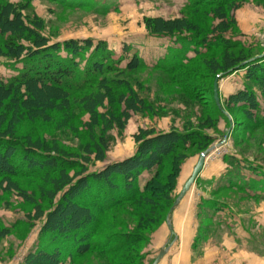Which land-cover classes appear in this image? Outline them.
Wrapping results in <instances>:
<instances>
[{"label":"rangeland","instance_id":"obj_1","mask_svg":"<svg viewBox=\"0 0 264 264\" xmlns=\"http://www.w3.org/2000/svg\"><path fill=\"white\" fill-rule=\"evenodd\" d=\"M9 1L21 5L25 3V0ZM190 1L30 0L25 14L32 20L41 21L42 33L50 38L51 43H62L69 39H92L94 42L102 40L113 52L114 59L121 57L124 45H130L128 55L137 52L147 68L125 70L118 75L112 73L109 77L128 82L132 90L151 106V111L131 113L122 129L114 127L106 130L99 121L91 134L88 126L89 115L79 99L93 91L97 85L94 84L84 91L71 94L69 109L65 112H52L48 121L22 118L15 134L21 141L28 138L38 139L49 146L57 147L60 152L75 158V161L89 157V172L100 171L106 164L132 156L136 149L133 135L139 129H153L156 133L175 131L185 135L196 132L206 135L212 141L205 150L201 151L195 145L190 146L187 151L178 149L177 154L187 155L184 162L177 164L176 156H170L164 161L162 170L150 183V186L158 185V192L152 194V198L158 205L165 207L168 206L163 199L165 194L174 201L190 177L199 155L210 149L201 173L172 211L170 218L181 211L191 212L195 219L197 215H201L198 217L201 225L199 244L193 247L197 264H231L230 258L222 252L201 248L202 243L209 238L218 242L220 233L223 235L231 231L237 237L247 238L246 248L249 252L264 258V200L256 201L246 197V190H218L227 185L222 180L227 169L226 156L241 153L246 160L264 165V126L250 123L242 113L227 107L225 102L230 94L242 89L246 83L253 86L259 98L262 96L261 90L264 91L262 84L245 78V65L256 60L264 65V2L234 0L240 3V8L234 12L235 26L225 34L232 42L227 49L215 47L186 64L196 57L194 52L189 51L185 53L186 59L182 63L186 65L182 68L174 71L154 69L156 65L165 63L170 48L174 46L167 37L149 35L143 23L145 18L188 17L198 23L206 36L210 35V28L218 23L204 4L187 7ZM179 44L177 42L175 45ZM224 52L235 55L241 52L239 55L247 60L229 72H219L216 75L210 71L208 64L218 61ZM124 65L125 61L121 62L120 67ZM16 66L22 65L0 59V78L9 77ZM216 79L217 101L214 97ZM261 101L260 98L259 102ZM123 109L122 104L114 102L106 103L105 108H99L98 111L119 116ZM261 114L264 115V107ZM206 117L216 118L214 128L200 127ZM93 139H102L107 145L103 162L94 160ZM68 172L72 174L73 170ZM54 176L55 174H51L49 179ZM149 176L151 174L144 173L141 182ZM250 176L249 171H243L245 179ZM13 180L43 210L49 209L47 192L51 190V186L45 175L31 176L22 173L13 177ZM206 199H214L224 205L213 215L210 209L201 207L202 200ZM168 211L169 209L153 211L143 205L122 203L105 212L98 235L136 234L141 235V241L131 242L104 255L93 249L77 259L75 264H137L139 259L143 260L142 264H152L159 251L169 245L174 237L167 228ZM207 211L211 219L204 216ZM33 214V206L16 193L0 191V221L12 225L10 234L0 241V264H20L28 251L39 244L45 245L40 234L42 222L33 220ZM206 225L210 228L206 230L207 233ZM173 249L172 244L170 250ZM68 263L69 260L66 264Z\"/></svg>","mask_w":264,"mask_h":264},{"label":"trees","instance_id":"obj_2","mask_svg":"<svg viewBox=\"0 0 264 264\" xmlns=\"http://www.w3.org/2000/svg\"><path fill=\"white\" fill-rule=\"evenodd\" d=\"M29 1L25 0L21 5L0 0V59L22 65L14 67L13 73L6 79L0 78V191L14 192L31 204L33 220L42 222L40 234L45 245L39 244L28 251L20 264H66L67 260L68 264H75L77 259L93 249L104 255L131 242L141 241V235L136 234L98 235L105 212L122 203L143 205L153 211L169 209L173 200L167 194L163 199L168 206L154 202L152 194L158 192V185L150 186L151 180L156 179L164 161L170 156H176L177 164L187 159L185 153H176L178 149L187 151L195 145L203 151L212 140L197 132L185 135L175 131L156 133L153 129H139L133 135L136 149L132 156L106 164L100 171L89 172V157L75 161L71 155L38 139H18L15 129L22 118L48 121L52 112L69 109L71 94L84 91L89 85L97 84L93 91L82 95L79 102L89 115L91 134L99 121L106 130L114 127L122 129L131 113L151 111V106L132 90L128 82L109 77L112 73L118 75L125 70L147 68L137 52L128 55L130 45H124L121 57L114 59L113 52L102 40L69 39L51 43L50 38L42 33L41 21L32 20L25 14ZM197 4H204L213 13L214 20L218 21L210 28V35L203 34L205 31H201L195 20L184 16L167 19L147 17L143 20L149 35L167 37L174 46L170 48L165 63L156 65L154 69L174 71L215 47L227 49L232 45L225 34L235 26L234 12L240 8V3L234 0H191L187 7ZM177 42L180 44L175 45ZM177 46L179 48H175ZM189 51L194 52L196 57L186 64L182 63ZM239 54L241 52L236 55L224 52L218 61L209 63L208 68L216 75L229 72L247 60ZM123 61L125 65L120 67ZM245 68V78L264 87V65L256 60ZM261 93L262 101L259 102L253 86L246 83L242 89L230 94L225 102L227 107L242 113L250 123L264 126V115L261 114L264 91L261 90ZM114 102L124 107L119 116L99 113V108ZM215 124V117H206L200 127L214 128ZM92 142L94 160L103 162L107 145L102 139H93ZM88 153L91 154V151L88 150ZM225 158L227 169L222 180L227 185L218 190H246V197L264 200V165L246 160L241 153ZM69 170L73 173L70 174ZM243 171H249L251 176L245 179ZM22 173L31 176L43 174L48 179L51 190L47 192L50 204L47 211L13 180ZM144 173L151 176L141 182ZM51 174L55 176L49 179ZM223 205L214 199L202 200L201 203V207L210 209L213 215ZM204 216L210 218L208 211ZM11 227V224L0 221V241L10 234ZM207 229L210 230L209 225H206L205 233ZM142 261L139 259L137 264H142Z\"/></svg>","mask_w":264,"mask_h":264},{"label":"crops","instance_id":"obj_3","mask_svg":"<svg viewBox=\"0 0 264 264\" xmlns=\"http://www.w3.org/2000/svg\"><path fill=\"white\" fill-rule=\"evenodd\" d=\"M197 216L200 217V215ZM198 217L195 219L191 212L186 211L171 216L170 223L173 226L174 237L167 226L173 240L167 245V253L158 264H197L196 252L193 251V247L199 244L201 225L198 223ZM220 235L218 242L209 238L202 243L201 248L206 251L222 252L230 258L231 264H264V258L257 256L252 251L249 252V249V251L247 250V238L237 237L232 231L223 235L220 233ZM172 244L173 251L170 250Z\"/></svg>","mask_w":264,"mask_h":264},{"label":"water","instance_id":"obj_4","mask_svg":"<svg viewBox=\"0 0 264 264\" xmlns=\"http://www.w3.org/2000/svg\"><path fill=\"white\" fill-rule=\"evenodd\" d=\"M214 97H215V100L217 101V79L215 80V83H214ZM209 151H210V149L202 152L199 155L198 160H197V163L194 166L193 171H192L190 177L185 182V184L181 188L180 192L176 196L175 200L173 201L171 207L169 208L166 222H167V226H168V228H169V230H170V232H171L172 235H173V229H172V225L170 223V215H171L172 211L178 206V204L180 203V201L182 200V198L184 197V195L187 193V191L189 190V188L191 187V185L194 183V181L197 179V177L201 173V171L203 169V166H204V162H205L206 155L208 154ZM167 250H168L167 249V246L166 247H163L159 251L158 255L155 257V259L153 260L152 264H158V262L167 253Z\"/></svg>","mask_w":264,"mask_h":264}]
</instances>
